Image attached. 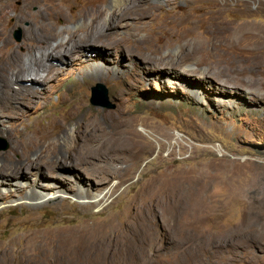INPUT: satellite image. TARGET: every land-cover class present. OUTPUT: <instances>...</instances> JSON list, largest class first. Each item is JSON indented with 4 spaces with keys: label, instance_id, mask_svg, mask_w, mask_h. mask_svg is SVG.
Here are the masks:
<instances>
[{
    "label": "rangeland",
    "instance_id": "obj_1",
    "mask_svg": "<svg viewBox=\"0 0 264 264\" xmlns=\"http://www.w3.org/2000/svg\"><path fill=\"white\" fill-rule=\"evenodd\" d=\"M55 2L56 48L87 34L92 7L109 38L52 58L31 105L0 114L12 133L0 156L18 145L19 161L25 140L44 141L27 180L0 188V264H264V0ZM97 83L112 108L90 104ZM51 143L74 163L55 170L67 190L45 177ZM35 189L55 197L37 203Z\"/></svg>",
    "mask_w": 264,
    "mask_h": 264
},
{
    "label": "bare ground",
    "instance_id": "obj_2",
    "mask_svg": "<svg viewBox=\"0 0 264 264\" xmlns=\"http://www.w3.org/2000/svg\"><path fill=\"white\" fill-rule=\"evenodd\" d=\"M115 1L118 3L120 0H115ZM116 2L115 5H117ZM58 4H56L55 0H0V114L1 115L5 112V110H7L8 108H10L11 106L17 103L31 105V103L34 101L33 98L35 97V93L37 92L35 90V87L41 85L40 82L50 81V79H52V77L54 76V72L56 71V65L52 63L51 61L52 58L59 57L66 59V57L72 56V54L77 49L84 46L86 41L93 40L94 42H97L98 39H103L105 37L109 38L102 31L100 32L97 29L98 27L97 25H99L97 24L99 22V16L102 13L101 9H99L98 7L97 8L92 7L83 10V14H84L83 16L85 18L90 19V23L86 27L87 29H84L88 31L87 34H85L83 37L81 36V38H79L77 41H74L78 33L71 32L72 34L71 38L68 37L70 38V40L61 43L56 48V46H54L55 45L54 42L57 40L58 37L64 35V32L58 28L59 24L57 23V20L60 17L65 16V11H63L64 7ZM150 6H155V5L152 3L150 4ZM116 16L117 15L114 13L113 19ZM66 21L67 23L65 25H68L70 21L68 19ZM251 26L254 27V25ZM17 28H22L24 30V39L20 45H17L13 39V34ZM95 31L97 32L95 33ZM261 32L263 33V31ZM52 46H53L52 48L53 50H50ZM37 53L41 54V58L37 55ZM200 54H201L200 51L197 50L194 53H192V55H190L189 58L184 57L183 59H181L182 64L186 67H192L191 61L194 62L197 61V59H199ZM32 60L33 61L35 60V64L27 68L25 66V62L26 61L31 62ZM199 62L202 63L203 59ZM182 64H180L179 66H182ZM182 72L185 74L188 73L192 75H196L198 73L197 71L194 72L193 71L191 72V70L188 71L186 68L182 70ZM93 76L95 77V75ZM0 133L2 134L6 133L9 136L12 134L5 127L0 131ZM38 139H36L33 143H32L33 139L25 140L26 143L24 145L25 146V153L23 155L24 157L22 156L23 158L20 159L19 161H16L14 159L15 156L14 154L18 152V145H15L14 148L11 150V152H8L7 154L0 156V164H1L0 188L1 187L3 188L8 185L13 186L10 180L17 181L18 178L19 180H27V178L29 177L27 176V174H29V170L31 168H36L41 164V161L30 160L32 152L35 151L36 148L42 142H44L43 140H38ZM110 145H112V140L110 142ZM67 146L70 149L69 150L70 153H67V155L72 156L74 154L72 152L75 146L74 148H72L73 144L71 141L67 143ZM59 149L60 147L57 145V143H51L47 146V149L43 151V155L45 154V156L48 157V162L49 163L51 162L52 165L49 167V170L45 169V177L48 176L55 178V180H48V182L50 181L49 183L51 182L53 183L52 187L55 186V188L59 187L65 189L69 183H67L66 181H64L65 183L61 182L63 180H61L58 177L59 175L55 172L56 168H58L57 164L59 166L61 165L63 171V168L65 169L66 167V166L64 167V165H69V164L74 165V163L64 162V159L55 160L53 157L55 156V153L59 151ZM61 152L64 153V151ZM76 156L74 155V157L82 161L83 165L87 163L86 161H88V159L84 155H83L84 158L81 156L79 157V155ZM26 161H30L31 162L30 165L28 164L27 166ZM39 178H42V176L40 175ZM4 181L6 182L7 185L6 184L3 185ZM40 185L41 187L40 186L38 187L41 189L42 187L43 188L48 187V185L45 186H43L42 184ZM82 186L84 187V184ZM46 192L35 189L34 192L31 194L32 200L38 201L37 203H44L49 200H52L55 197V193H53V191L48 193ZM100 197L101 196L99 194L92 195L91 193L90 196H86L84 198L94 202H99L101 200Z\"/></svg>",
    "mask_w": 264,
    "mask_h": 264
},
{
    "label": "water",
    "instance_id": "obj_3",
    "mask_svg": "<svg viewBox=\"0 0 264 264\" xmlns=\"http://www.w3.org/2000/svg\"><path fill=\"white\" fill-rule=\"evenodd\" d=\"M90 104L93 106H102L112 108L113 106L107 101V90L101 83L95 84L90 88Z\"/></svg>",
    "mask_w": 264,
    "mask_h": 264
}]
</instances>
